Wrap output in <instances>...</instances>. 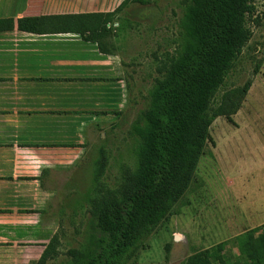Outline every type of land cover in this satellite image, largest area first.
Listing matches in <instances>:
<instances>
[{
    "label": "rangeland",
    "instance_id": "rangeland-1",
    "mask_svg": "<svg viewBox=\"0 0 264 264\" xmlns=\"http://www.w3.org/2000/svg\"><path fill=\"white\" fill-rule=\"evenodd\" d=\"M124 1L0 0V15L112 12ZM148 1V5L128 3L109 26L117 51L108 61L117 71L107 80L116 81L121 94L111 93V87L108 94L118 93L116 99L121 98L107 112L102 131L94 129V136L100 138H91L92 147L76 163L70 180L74 192L67 201L60 194V200L64 197L61 255L48 264H73L71 250H97L104 244L106 234L90 214V200L99 185L119 188L124 168L135 167L138 139L133 126L150 106L167 54L180 51L185 0ZM254 5L258 22H249L252 39L213 101L217 107L231 94L238 110L232 121L226 117L214 121L190 189L130 264H182L188 256L224 241L229 242L226 256L234 260L239 256L235 237L264 224V0H254ZM248 82L252 83L249 92L241 95L238 91ZM101 150L108 165L96 182ZM70 175L60 171V192Z\"/></svg>",
    "mask_w": 264,
    "mask_h": 264
},
{
    "label": "trees",
    "instance_id": "trees-1",
    "mask_svg": "<svg viewBox=\"0 0 264 264\" xmlns=\"http://www.w3.org/2000/svg\"><path fill=\"white\" fill-rule=\"evenodd\" d=\"M130 2L149 4L125 0L113 12L5 18L0 19V33L74 34L97 44L101 53L114 55L115 33L109 26ZM185 3L180 51L167 54L150 106L132 129L138 139L136 165L124 168L119 188L99 185L90 200V214L98 219L106 240L97 250H71L73 264H130L190 189L214 121L219 117L232 121L238 110L231 94L217 107L213 101L252 39L249 22H258L254 0ZM251 85L248 82L238 92L247 95ZM96 165L94 179L99 181L108 165L103 150ZM235 242L239 256L234 260L226 256L229 242L224 241L188 256L182 264H264V224L241 233ZM61 245L58 233L39 263L58 258Z\"/></svg>",
    "mask_w": 264,
    "mask_h": 264
},
{
    "label": "crops",
    "instance_id": "crops-1",
    "mask_svg": "<svg viewBox=\"0 0 264 264\" xmlns=\"http://www.w3.org/2000/svg\"><path fill=\"white\" fill-rule=\"evenodd\" d=\"M42 15L57 14L0 19ZM113 57L74 34L0 33V264H40L60 233V194L74 192L76 163L121 98ZM60 171L71 172L61 192Z\"/></svg>",
    "mask_w": 264,
    "mask_h": 264
}]
</instances>
